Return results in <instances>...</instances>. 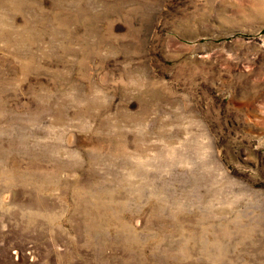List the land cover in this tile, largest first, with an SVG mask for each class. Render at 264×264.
Segmentation results:
<instances>
[{
  "label": "rangeland",
  "instance_id": "rangeland-1",
  "mask_svg": "<svg viewBox=\"0 0 264 264\" xmlns=\"http://www.w3.org/2000/svg\"><path fill=\"white\" fill-rule=\"evenodd\" d=\"M0 264H264V0H0Z\"/></svg>",
  "mask_w": 264,
  "mask_h": 264
},
{
  "label": "bare ground",
  "instance_id": "bare-ground-1",
  "mask_svg": "<svg viewBox=\"0 0 264 264\" xmlns=\"http://www.w3.org/2000/svg\"><path fill=\"white\" fill-rule=\"evenodd\" d=\"M71 142H72V141H71ZM71 142H70V143H71ZM30 190H31V189H30ZM7 196H8V195H7ZM37 197H38V196H37ZM8 198H10V196H8ZM39 200H40V199H39ZM23 262H24V261H23Z\"/></svg>",
  "mask_w": 264,
  "mask_h": 264
}]
</instances>
